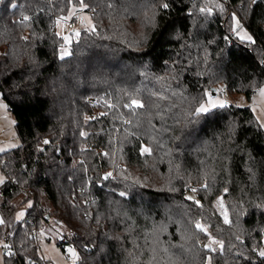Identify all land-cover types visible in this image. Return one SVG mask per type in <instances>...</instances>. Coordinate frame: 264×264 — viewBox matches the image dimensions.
I'll return each mask as SVG.
<instances>
[{"label": "trees", "instance_id": "trees-1", "mask_svg": "<svg viewBox=\"0 0 264 264\" xmlns=\"http://www.w3.org/2000/svg\"><path fill=\"white\" fill-rule=\"evenodd\" d=\"M74 6L95 27L61 58ZM263 84L264 0H0L20 141L0 154L4 264H46L32 235L50 220L78 251L68 264H264V130L248 107L197 114L220 87Z\"/></svg>", "mask_w": 264, "mask_h": 264}, {"label": "rangeland", "instance_id": "rangeland-1", "mask_svg": "<svg viewBox=\"0 0 264 264\" xmlns=\"http://www.w3.org/2000/svg\"><path fill=\"white\" fill-rule=\"evenodd\" d=\"M233 31H237V35L245 38H241L244 41H249L247 36H250L248 31L240 26H237V19H234ZM94 23L91 17V13L86 10L85 7H72L65 16L58 18L56 22V29L59 35L64 39V47L62 55L63 57L67 56L69 51V45L72 41V38L78 36L83 30H92L94 29ZM252 41V40H251ZM66 53V54H65ZM1 97V96H0ZM211 97V101L209 99ZM215 104V107H212V104ZM223 104L224 106H236V107H248L252 110L256 121L264 130V84L256 90L255 93L248 97L244 93H226L223 92L222 87L218 88L215 94L208 95L207 99L201 104L210 110L220 107ZM200 105V106H201ZM199 106V108H200ZM207 111V112H208ZM6 113H9L6 115ZM10 115V116H9ZM12 117V118H10ZM48 140V139H47ZM20 145V141L16 135L15 130V120L12 114L9 112L7 105L0 98V154L17 148ZM147 148L146 146L144 149ZM6 176L2 171V165L0 162V190L2 189ZM215 209L217 214L225 221L227 217V223H230V212L227 208L226 201L221 195L215 201ZM26 212V207H21L16 212V219L21 220ZM22 214V215H21ZM0 221L2 217L0 215ZM1 224V223H0ZM62 227L56 225L52 220L47 223H43V226H40L36 232V240L38 243V254L40 258L46 264H68L73 263L78 259V251L71 244H65V249L63 250L59 246V242L64 239L65 231H62ZM3 242L0 241V253L4 259V248ZM202 247L205 246V242H201ZM71 250V251H70ZM73 252L75 255H73Z\"/></svg>", "mask_w": 264, "mask_h": 264}, {"label": "snow or ice", "instance_id": "snow-or-ice-1", "mask_svg": "<svg viewBox=\"0 0 264 264\" xmlns=\"http://www.w3.org/2000/svg\"><path fill=\"white\" fill-rule=\"evenodd\" d=\"M13 7H15V5H13ZM164 7L167 8L168 5H167V4H164ZM25 19H27V17H25ZM233 19H235V17H233ZM237 26H239V21H237ZM93 30H94V29H93ZM245 36H246V38H247L249 41L252 40V37H251V36H247L246 34H245ZM241 38L243 39V38H245V37H241ZM65 54H66V53H65ZM61 58H63V55H62ZM209 99H210V101H211V97H209ZM133 103L136 104L137 102H136V101H133ZM137 106H142V105L137 104ZM211 106H212V107H215L216 105L213 103ZM220 107H224V105L221 104ZM208 110H209L208 108H206L205 106L201 105L200 108L197 109V114H199V113H206ZM44 143H48V141H45ZM143 151L147 152V151H149V150H148L147 148H145V149H143ZM109 175H111V174H109ZM106 178H107V177H106ZM193 191H195V189H193ZM120 195L123 196V195H125V193L122 192V193H120ZM197 203H198V202H197ZM21 215H22V214H21ZM225 222H226V223L228 222V221H227V217H225ZM0 223H3V221H0ZM197 227L199 228L200 225H197ZM201 230L203 231L204 229L201 228ZM214 242H215V241H214ZM4 247L7 248L8 246H7V245H4ZM70 251H71V250H70ZM259 254H260L261 256H264V251L260 252ZM73 255H75L74 252H73Z\"/></svg>", "mask_w": 264, "mask_h": 264}, {"label": "crops", "instance_id": "crops-1", "mask_svg": "<svg viewBox=\"0 0 264 264\" xmlns=\"http://www.w3.org/2000/svg\"><path fill=\"white\" fill-rule=\"evenodd\" d=\"M1 98V97H0ZM9 113H6V115H8ZM10 116V115H9ZM10 118H12V117H10ZM25 216V215H24ZM24 218V217H23ZM22 218V219H23ZM17 220V219H16ZM19 221V220H18ZM0 264H4V259H3V256H2V254L0 253Z\"/></svg>", "mask_w": 264, "mask_h": 264}, {"label": "built area", "instance_id": "built-area-1", "mask_svg": "<svg viewBox=\"0 0 264 264\" xmlns=\"http://www.w3.org/2000/svg\"><path fill=\"white\" fill-rule=\"evenodd\" d=\"M94 102H95V101H93V103H94ZM4 189H5V188H4V187H2V189H1V190H4ZM32 237H33V238H36V234H33V235H32Z\"/></svg>", "mask_w": 264, "mask_h": 264}, {"label": "water", "instance_id": "water-1", "mask_svg": "<svg viewBox=\"0 0 264 264\" xmlns=\"http://www.w3.org/2000/svg\"><path fill=\"white\" fill-rule=\"evenodd\" d=\"M106 177H108V175H105L104 178L106 179Z\"/></svg>", "mask_w": 264, "mask_h": 264}]
</instances>
